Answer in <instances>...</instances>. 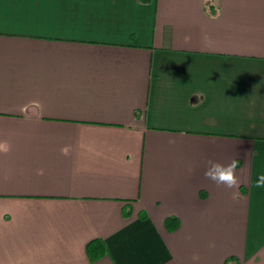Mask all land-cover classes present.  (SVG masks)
Wrapping results in <instances>:
<instances>
[{
  "label": "crops",
  "instance_id": "crops-1",
  "mask_svg": "<svg viewBox=\"0 0 264 264\" xmlns=\"http://www.w3.org/2000/svg\"><path fill=\"white\" fill-rule=\"evenodd\" d=\"M260 172L264 0H0V264H264Z\"/></svg>",
  "mask_w": 264,
  "mask_h": 264
},
{
  "label": "clouds",
  "instance_id": "clouds-1",
  "mask_svg": "<svg viewBox=\"0 0 264 264\" xmlns=\"http://www.w3.org/2000/svg\"><path fill=\"white\" fill-rule=\"evenodd\" d=\"M238 161L233 159L227 164L219 161L208 160L204 170L205 179L213 181L217 185H223L229 189L235 188L239 183L236 174ZM257 189L264 188V172H260L257 176L255 185Z\"/></svg>",
  "mask_w": 264,
  "mask_h": 264
},
{
  "label": "trees",
  "instance_id": "trees-1",
  "mask_svg": "<svg viewBox=\"0 0 264 264\" xmlns=\"http://www.w3.org/2000/svg\"><path fill=\"white\" fill-rule=\"evenodd\" d=\"M169 229L173 230L179 226L178 218L171 217L167 220ZM88 256L91 261H95L106 253V245L103 240L95 239L87 245Z\"/></svg>",
  "mask_w": 264,
  "mask_h": 264
}]
</instances>
